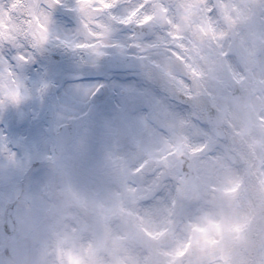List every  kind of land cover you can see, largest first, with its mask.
Returning <instances> with one entry per match:
<instances>
[{"label": "clouds", "instance_id": "clouds-1", "mask_svg": "<svg viewBox=\"0 0 264 264\" xmlns=\"http://www.w3.org/2000/svg\"><path fill=\"white\" fill-rule=\"evenodd\" d=\"M0 264H264V0H0Z\"/></svg>", "mask_w": 264, "mask_h": 264}]
</instances>
